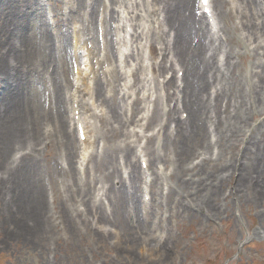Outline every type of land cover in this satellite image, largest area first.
Masks as SVG:
<instances>
[{
  "label": "rangeland",
  "instance_id": "obj_1",
  "mask_svg": "<svg viewBox=\"0 0 264 264\" xmlns=\"http://www.w3.org/2000/svg\"><path fill=\"white\" fill-rule=\"evenodd\" d=\"M168 2L0 0V170L10 173L0 190V264H264V106L256 111L257 115L237 113L234 124V113L230 118L227 106L232 91L242 92L236 90L237 86L248 90L255 80L254 48L257 53L264 52V40L258 48L259 40L255 37L264 39V34H257L256 30L252 35L244 29L247 17L242 12L238 18L219 16L220 37L212 42L207 39L204 49L222 62L219 81L210 79L207 85L209 91L217 89L219 96L215 99L216 92H212L210 109L200 113L201 128L193 122V130L184 136L183 146L175 152L172 141L182 137L180 127L179 131L176 129L177 119L186 120L190 113L183 104L185 71L179 65L181 58L175 47L179 8L176 2L169 7ZM236 2L241 5V0ZM119 5L129 11L121 22L132 43L128 50L132 52L136 32L138 45L150 58L146 61L158 66L152 72L145 71L144 77H151V81L139 80L135 71L131 84H127L123 71L131 68L135 51L122 64L123 79L117 78L116 72L108 76L112 78L113 91L111 97L104 96L109 100L105 106H110L114 99L119 120L113 122V110L109 107L103 117L86 105V119L100 136L91 149L99 152L92 157L90 152L80 168L79 149L72 144L66 146L53 120L57 109H53L54 91L59 95L58 104L62 100L66 106L67 115L68 90L73 82L71 64L75 61L70 52L74 53L73 43L78 39L74 36L79 33L85 40L78 44L77 62L85 57L89 60L86 53L97 39V20L105 15V25L114 26L113 9H121ZM231 6L229 1L224 9ZM71 9L75 16H71ZM239 12L240 6L236 14ZM48 16L55 19L53 24ZM11 19L19 20L21 35L14 34L17 26L9 29ZM138 21L146 27L145 35L137 30L142 28L137 27ZM42 22L54 29L53 48L65 38L67 57L57 61V51L39 42L37 33ZM22 35L28 52L22 51L18 43ZM158 36L165 39L164 49ZM9 40L15 42L14 49ZM105 50L113 54L110 47ZM239 52L248 55L247 59L242 60ZM101 55L102 50L92 61L98 78L92 69L85 71L87 81L93 84L104 77L102 69L109 65V61L99 65ZM229 58L237 63L233 74ZM179 68L182 69L177 71ZM64 72L67 82L59 88L54 85L55 79H63ZM168 80L171 82L166 84ZM99 82L104 86L98 83L97 87L104 89L99 94L97 88L94 99L101 101L109 86L107 81ZM80 92V97L90 98V92ZM158 97L163 114L156 121L152 110ZM235 102L238 104L237 99ZM233 108L234 103L230 111ZM170 112H174V118H169ZM72 129L78 140L75 124ZM123 140H130L137 150L148 147L159 158L150 165L146 156L142 166V157L137 156L136 168L144 170L141 177H129L130 169L122 155L126 149ZM106 146L112 152L108 158L101 156ZM123 177L126 186L122 195L130 206L122 216L124 208H115L117 202L110 186ZM212 178L215 180L208 191L205 181ZM202 182L205 184L201 185ZM37 191L43 196L45 193L48 207L44 203V209L26 211L22 202ZM18 211L20 214H13ZM9 214L18 222L33 221L35 236L7 235L4 217Z\"/></svg>",
  "mask_w": 264,
  "mask_h": 264
},
{
  "label": "bare ground",
  "instance_id": "obj_2",
  "mask_svg": "<svg viewBox=\"0 0 264 264\" xmlns=\"http://www.w3.org/2000/svg\"><path fill=\"white\" fill-rule=\"evenodd\" d=\"M117 2H120V0H116ZM234 1V0H233ZM176 2L177 6L179 8V17H180V22L178 24V30L175 31L176 33V50L179 53V56L181 58L179 65H182L184 67V71H185V75L183 77V81L185 82V85L183 87V93H184V100H183V104L184 107L189 111L190 116L188 119L184 120L181 117H178L177 119V130L179 131V127H180V135H182V137L180 138H174V140L172 141V146H173V150L175 152H177L184 143V139H185V135H189V131L191 132L193 130V127H191L192 123L195 122L197 124L198 128H201V120L202 118L200 117V113L204 114L206 113L211 106L212 103V92H216V96L215 99L218 98L219 96V92L217 89L213 90V91H209V88L207 87L208 84H210V79L213 82H216L217 80L219 81V78L221 76L222 72V62H219V60L216 59V56L212 53V52H207L206 50H204L207 45H206V39H209L210 42L218 39L220 37L219 31L222 30V27L220 26V21H219V16H227V14L229 16H233L235 18L239 17V14L242 12L247 18H246V23H244V27H246V29H248L249 31L251 30L252 35H254V32L257 30V34L260 32L261 34H264V3L262 0H241L242 2V6H241V10L238 14H236V11L238 10L237 7L231 6L228 9H224V5L228 2L229 0H210V8L211 9V15H207L205 13L201 14V15H197V13L194 12V8H195V2L193 3V0H169V7L172 6V4ZM214 3V4H213ZM29 6L31 7V9H33V5L31 2H29ZM120 8H122V6L119 5ZM20 9L22 8V11H24V8L22 6L19 7ZM203 8V7H202ZM15 10V9H14ZM13 10V11H14ZM72 10V9H71ZM114 12L112 14V20H114V22H117L115 27H105V21L101 23L102 25V35L104 36V45L107 47H110L112 49L113 52V56H110V54L107 52H105L102 55V58H99V63L100 65L104 62H111V64L118 62V60H121V57L124 55V52H126L125 50L122 51L121 50V42L122 39L120 37V32L122 30L120 23H118L122 17H123V13H127V11L125 9H117L114 8L113 9ZM218 12H217V11ZM19 11V9H18ZM123 11V13H122ZM133 11V10H132ZM172 14H170V18L172 17ZM77 15V14H76ZM71 16H75V12L74 10H72ZM160 16V14H159ZM68 17H70V13L68 14V16L66 17L65 20L68 19ZM206 18V22L205 19ZM260 19H262L260 21ZM105 20V17H104ZM179 21V19H177ZM18 19H11L10 23L8 24L9 29H13V25L17 26L14 34L17 35H21L22 33L20 32V28H19V24L18 23ZM195 23V25H194ZM197 23V26H196ZM209 24L210 27L207 25ZM137 27L141 28V21H138V23H136ZM173 25V24H172ZM174 27V25H173ZM235 27L236 30H238L239 25L235 22ZM96 28V27H95ZM175 28V27H174ZM217 28V30H216ZM227 28V27H226ZM81 30H83L82 28H80ZM145 29L146 27H142L141 29H137L139 30L141 33H143L145 35ZM54 29L52 30L51 27H47L45 26V22H42L39 25V30H38V37H39V42L42 41L44 47H47L48 45H50L51 49H54V51H57L56 57H57V61L59 58H65L69 55L67 46L65 44V38H63L60 42L61 45L58 44L57 47H52V33H53ZM52 32V33H51ZM74 32H76V30H74ZM99 31L96 28V40H93V46L92 47H88L87 48V53L86 55H88V57L92 58L91 60L93 61V57L95 54H99L100 52V46L102 49V45L100 43V38H99ZM111 34V38L108 37V35ZM92 35V34H91ZM90 35V37H91ZM22 39L20 38L19 42L20 44H18L21 46V50L28 52L29 48L27 46H25L22 42L24 41V35H22ZM77 40H75L74 42V53L72 54L70 52V54L77 60V48H78V44L79 43H85V40H83L81 38V36L79 35V33H77V36H74ZM249 37V36H248ZM12 37H10L11 40ZM159 39V43L161 44V48L164 49V46L166 44L165 39L158 36ZM252 38V36H250V39ZM257 40L256 42V47L260 48L263 44V37L259 36V37H255ZM261 38V39H260ZM9 40V43L11 44L10 46H13V49L15 48V42H11ZM205 40V42H204ZM82 41V42H81ZM128 41V40H127ZM126 41V42H127ZM138 41H139V35H136L135 37V43L137 44L136 50L138 51L136 56H132L133 53H129L126 55V57H130L132 56L133 62L135 63L136 61V66L133 68V70H131V75L133 77V72L136 71V75H138V79L143 81L146 80L149 82L151 81V77H144L145 71L148 72H152L153 69H156L158 64L154 62V64L152 63H147L146 59H150L149 56L145 57L144 51L141 52V48L138 45ZM193 41H196V44H192ZM87 43V42H86ZM88 44V43H87ZM86 44V46H88ZM188 46V48H187ZM19 50V49H18ZM255 55H256V59L254 62V72L252 73V77L255 78V80L252 81V84H249V89L246 90L242 85L241 86H237L236 90H241L243 92H239L236 93L234 91H232L230 93L231 96H228V101H227V106H228V116L231 118V114H232V123L236 122L238 119V114L240 115H244L245 116V112L247 111V115L250 114H255L256 111L258 109H262L264 106V52L263 53H257L255 48ZM135 53V52H134ZM231 53H233L231 51ZM118 54L120 55V58L118 59ZM239 56H241L242 60H246L248 55H242L241 52L238 53ZM47 56V55H46ZM53 56L51 55V59ZM90 60V63H91ZM85 63H87V59L84 61ZM121 63L123 62V60L120 61ZM119 62V63H120ZM227 62L229 63L230 66H232V74L234 73V70L236 69V65L234 63L233 60H231V58H229L227 60ZM93 63V62H92ZM118 63V65H116V68L114 70L111 71V67H108L107 69H105L103 71V73L105 74L104 77H100V79L98 81H96V85L94 86H90L87 83V80L83 78V69H77V73H78V78L76 79L75 83H73L76 88L78 89V87H82L81 84L83 83L85 86V88L82 87V90H90V88L92 87V90L95 92H97V84L99 83L101 86H104L103 83H100L99 81H107L108 82V86L109 88L106 89L109 97H111V92L113 91V87H111V78H109L108 76H112L113 72H116L117 78L123 79L125 77V79L127 78V71H125V76L121 78V66ZM58 64V63H57ZM93 66V64H91ZM89 67H87L88 69ZM120 68V69H119ZM93 69V68H92ZM182 68H179V70H181ZM88 72V71H87ZM86 72V73H87ZM58 73V72H57ZM115 76V75H114ZM62 78H60V76H57L55 79V83L54 85L59 87V88H64L63 86L66 85L67 82V77L65 76V72L62 73ZM96 78H98V72H96ZM134 78V77H133ZM171 80H168L166 82V84L170 83ZM175 82V81H174ZM120 84V82H118ZM214 87H217V85L215 84ZM115 88V87H114ZM98 93L100 94V92L104 89V87H99L98 88ZM212 89V87H211ZM92 91V96L93 94H95ZM55 92V97L53 100V109L54 107L57 108L54 114V118L53 120L56 123V128L58 129V133L61 134V136L63 138H65V144L66 146H69L70 144H72L74 146V148L76 147V149L78 148H82L83 152H81V159H80V164H83V161L86 158V154L87 152H89V149L91 148V146L97 142L99 140V133L98 130L95 126L87 124V121L85 120V117L83 115H80V119L78 120V122L82 123L84 126V130H85V135L86 138L84 139V141L81 140H76V138L74 137L73 134V130L71 128V121H70V115H69V120L67 119L66 114L63 112L64 110H62L64 108L63 104H62V100H60V104L59 103V99L57 100V96H59ZM136 92V90H135ZM105 95H103L101 98V102L100 104L104 107L101 108L100 110L102 111V115L106 114V107H109L111 110H113V118L114 121L113 122H117L118 123V114H117V106H115V100L112 99L110 101L111 105L110 106H105V102H109L108 99H106L104 97ZM236 99L238 100V104H236ZM160 100L161 98L158 97L155 100V107L153 108L152 111H154L152 117H156L157 120L159 121V119L162 117L163 114V108L160 105ZM73 101V105L69 107V112L70 110H74V114H75V110L74 106L76 108L80 106L84 107L85 103L88 104V102L91 103L92 106H94L96 108L95 102L92 99V101H85V103L82 100L77 99L76 96V91L72 94V96H70V102ZM77 102V104H76ZM234 103V108L232 109V111H230V106L231 104ZM60 105H61V109H60ZM78 106V107H77ZM59 107V108H58ZM257 115V113H256ZM149 117L146 116L144 119H147ZM174 118V112H170L169 113V118ZM75 118L74 115L72 116L71 119ZM121 120V119H120ZM190 120V121H189ZM155 121V122H156ZM189 121V122H188ZM218 121L220 123V125H222L221 122V116H218ZM78 124V123H77ZM234 124V123H233ZM162 127L164 128V125H162ZM91 135H90V134ZM124 143V147H126V149L123 151V157L128 165V167L130 168V177H141L143 175V171L137 167V154L140 152L137 151V148L135 147V149L132 147V143L130 140L122 141ZM164 143V141H163ZM134 149V151H133ZM94 149L92 150V156H97L98 152H93ZM108 151V154H107ZM138 152V153H137ZM142 152H144V154H142V157L144 158V156H148V159L151 162L154 160L156 162V160H158L159 158L157 157L155 152H150L149 148L146 147V150L142 149ZM141 152V153H142ZM140 154V153H139ZM160 155V154H159ZM101 156L108 158L110 156H112V152H111V148L110 147H104V149L102 150ZM161 157V155H160ZM142 158V159H143ZM145 159V158H144ZM153 166V164H152ZM228 170H230V168H228ZM111 176H113L111 174ZM123 176V175H122ZM10 178V173L7 169L5 170H0V190L4 189V184L6 182L7 179ZM216 181H217V176L215 177ZM215 178H212L211 181H205V183H208L209 185L206 186V190H210L212 185L211 182L213 180H215ZM215 181V182H216ZM125 179L124 177L119 179L117 182L114 181L113 185L110 186V188L112 189V191L114 192V197L115 200L117 202V205L115 208H124V210L122 211V216L126 211V208H128L130 205H128L126 202H128V199L126 200L123 195H122V190L123 192H125ZM13 185H15V182L12 181ZM204 182L201 183V185L205 184ZM121 193V196H120ZM45 193L44 196L42 194V192H34L32 195H30V197H27L25 199L24 202H22V206H24V208L26 209V211H30L36 212V210H41L44 209L45 206H47V202L45 201ZM159 203H161V201H158ZM45 203V206H44ZM123 203V204H120ZM92 205V204H90ZM122 206V207H120ZM133 206V205H132ZM131 206V207H132ZM48 207V206H47ZM94 207L96 208V211L98 209V207H96V204H94ZM101 211V209H100ZM16 212V210H15ZM13 214H20V211H18V213H13ZM1 215L3 216V212L1 213ZM130 216V213H129ZM10 217V218H9ZM9 217H4V222L7 223V227H6V234L7 235H20V236H26V237H32L35 236V223L33 221H29L26 223H23V221H16V217L12 214H9ZM33 220V218H30ZM153 254V253H152ZM165 256H167V254H164ZM150 256V255H149ZM163 259V258H162ZM161 259V260H162Z\"/></svg>",
  "mask_w": 264,
  "mask_h": 264
},
{
  "label": "snow or ice",
  "instance_id": "obj_3",
  "mask_svg": "<svg viewBox=\"0 0 264 264\" xmlns=\"http://www.w3.org/2000/svg\"><path fill=\"white\" fill-rule=\"evenodd\" d=\"M205 3H207V0H204Z\"/></svg>",
  "mask_w": 264,
  "mask_h": 264
}]
</instances>
